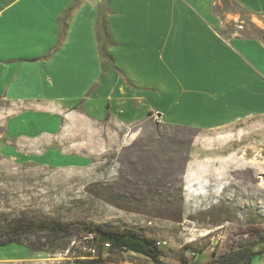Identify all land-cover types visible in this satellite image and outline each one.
Here are the masks:
<instances>
[{"label":"crops","instance_id":"0c3cea01","mask_svg":"<svg viewBox=\"0 0 264 264\" xmlns=\"http://www.w3.org/2000/svg\"><path fill=\"white\" fill-rule=\"evenodd\" d=\"M241 13L264 27V0H0V157L79 167L58 142L91 115L207 130L264 120V35L238 31Z\"/></svg>","mask_w":264,"mask_h":264},{"label":"rangeland","instance_id":"374dc122","mask_svg":"<svg viewBox=\"0 0 264 264\" xmlns=\"http://www.w3.org/2000/svg\"><path fill=\"white\" fill-rule=\"evenodd\" d=\"M217 12L224 18L222 8ZM241 18L244 36L264 35V27ZM259 19L264 24V13ZM233 24L222 32L236 30ZM91 116L58 142L57 151L79 167L44 169L0 157V243L11 240L0 245V264H77L63 253L90 222L165 240L168 264H181L182 255L187 264H213L239 247L264 250V120L207 130L163 123L154 114L134 122ZM41 223H58L68 234L37 230ZM21 224L30 230L9 233ZM109 257L111 264H153L127 250Z\"/></svg>","mask_w":264,"mask_h":264},{"label":"trees","instance_id":"16d2710c","mask_svg":"<svg viewBox=\"0 0 264 264\" xmlns=\"http://www.w3.org/2000/svg\"><path fill=\"white\" fill-rule=\"evenodd\" d=\"M97 29L99 31V40L101 41V55L108 58L105 50L106 45H110V43H106L105 41L102 42V36L100 37V33L103 34L104 38L109 36L105 22H99ZM85 229L87 232H92L94 236L97 255L92 259L78 258L76 259L77 264H111L109 255L110 253L118 250H127L144 255L149 258L153 264H168L162 260L163 250L161 249V246L156 244L155 239L144 235L140 230L105 226L91 222L85 223ZM11 230L9 231V233L11 232L10 234L29 231L30 224L17 225L13 231ZM37 230H49L54 237L59 233H62L63 235L68 234V229L63 228V226L58 223H53L50 226L41 223L37 226ZM10 241V239H7L2 241L0 245H5ZM104 243H109V247L105 248ZM263 252V248L253 249L251 247H239L238 249L230 251L226 254H221L215 259L213 264H252L253 259L262 255ZM181 264H187L184 255H182Z\"/></svg>","mask_w":264,"mask_h":264},{"label":"built area","instance_id":"2783aa9c","mask_svg":"<svg viewBox=\"0 0 264 264\" xmlns=\"http://www.w3.org/2000/svg\"><path fill=\"white\" fill-rule=\"evenodd\" d=\"M264 20V19H263ZM155 242L158 246H162L166 244L165 240L155 239ZM76 241H72L71 245L67 247L63 254L72 255L76 259L78 258H95L97 255V249L95 245V239L92 232H84L81 239L76 243ZM75 244V245H74ZM104 247L108 248L109 243H104Z\"/></svg>","mask_w":264,"mask_h":264}]
</instances>
